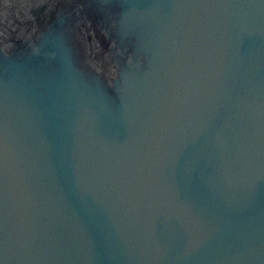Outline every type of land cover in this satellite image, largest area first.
I'll return each mask as SVG.
<instances>
[{
  "label": "water",
  "instance_id": "obj_1",
  "mask_svg": "<svg viewBox=\"0 0 264 264\" xmlns=\"http://www.w3.org/2000/svg\"><path fill=\"white\" fill-rule=\"evenodd\" d=\"M0 264H264V0H0Z\"/></svg>",
  "mask_w": 264,
  "mask_h": 264
}]
</instances>
